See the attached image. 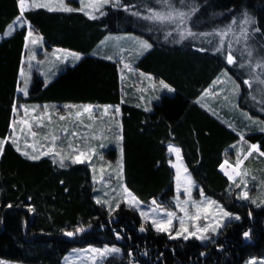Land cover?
Returning a JSON list of instances; mask_svg holds the SVG:
<instances>
[{
	"label": "trees",
	"instance_id": "obj_1",
	"mask_svg": "<svg viewBox=\"0 0 264 264\" xmlns=\"http://www.w3.org/2000/svg\"><path fill=\"white\" fill-rule=\"evenodd\" d=\"M156 4L155 0H119L106 3L95 15L72 7L70 12L59 8L25 11V22L40 33L45 45L76 51L79 59L68 61L46 80L32 74L27 94L21 98L117 104L119 122L113 127L118 143L110 142L103 153L113 159L119 152L126 187L142 200L171 203L173 170L166 146L170 141L180 149L201 190L240 219H227L215 237L205 242L193 237L170 239L143 224L136 210L122 202L112 212L103 202L97 203L85 161L61 167L49 155L30 160L9 141L0 155L1 258L18 264H62V255L72 246L115 244L120 252L104 256L99 264H241L264 251V160L257 156L247 165L244 181L250 199L238 198L244 185L237 188L236 177L234 183L218 168L225 152L229 153L226 145L238 138V132L264 152V102L257 101V107L253 99L248 102L241 81L244 67L228 64L222 51L190 38L174 39L165 23L133 15ZM178 5L188 9V24L196 29L221 25L239 11L250 13L253 23L247 41L264 64V0H180ZM17 14L16 0H0V33ZM25 30L24 23L10 35L0 36V139L7 134L12 117ZM107 32L135 33L147 39L150 47L138 54L127 53L123 59L132 69L122 71L121 59L97 46ZM222 69L238 82L240 108L213 110L197 100ZM133 71L163 80L172 91L157 90V99L145 108L138 97L151 90L131 88ZM243 112L253 115L251 121H242ZM78 228L84 231L77 232Z\"/></svg>",
	"mask_w": 264,
	"mask_h": 264
},
{
	"label": "rangeland",
	"instance_id": "obj_2",
	"mask_svg": "<svg viewBox=\"0 0 264 264\" xmlns=\"http://www.w3.org/2000/svg\"><path fill=\"white\" fill-rule=\"evenodd\" d=\"M60 1L61 0H59V2ZM155 1H157V4L154 7H146L145 10L135 12L139 13V15H141L142 17H146L152 12L167 13L169 11L177 10L187 13L186 11H188L187 8L180 6L181 4L178 5L180 0ZM108 3L114 4L118 2L117 0H109ZM63 4L68 8L72 7L81 9L83 7V11L85 13H87L88 15H95L102 11V8L106 3H102V0H63ZM59 5H57L56 7H59ZM187 14L189 15V13ZM187 17L183 22L176 20L175 22L163 23L170 27L169 29H171L174 33V39H181L180 32L185 31L186 29L190 30L196 35L186 38H190L192 42L200 44L203 47H212V49L222 51L225 60L227 52L231 48L234 55L236 56L235 65L238 64L237 66L244 67L245 69L244 74L241 76V81L245 86V94L247 96L246 98L249 100L248 102L250 103V99H253V102L255 103L254 107H257V101L263 100L262 102H264V64L262 60L258 56H256V54L254 55L252 48L249 45V42L247 41L249 38V34L246 40L242 37V28L246 29L248 33L251 29V24H243V21L246 18L251 20L250 13L246 12L245 10L239 11L221 25L202 29H196L193 26H190L188 24ZM234 20L236 21L235 24H233ZM169 29H165L164 32H168ZM229 29L231 30L229 31ZM225 32H227V35H222ZM145 43L149 45V41L147 39L135 33L107 32L100 39L97 46L102 50H105L110 56L120 58L121 61L119 62L121 64V68H123L122 71L127 72V70H130L128 68H130L131 65H129V63L125 59H123L124 56L127 53L138 54L144 51L146 48H144L142 45ZM245 49L250 50L252 52V55L247 56ZM125 65H127V67H125ZM244 81H249L250 86L249 84H245ZM238 93V82L229 71H227L226 69H222L210 82L209 86L203 89V91L197 97V100L201 102V104H206L208 106L210 105L211 107L215 108H240V106L237 105L236 102ZM214 103L216 105H212ZM112 105L114 104L98 103V123L96 127L92 124L93 127L96 128V130L94 131L96 134L97 142L93 145L86 144L82 146L86 150L91 149V152L93 153L82 150L81 153H84V156H80L79 152L76 154L75 151H66L67 154H65L60 150L58 144L55 142V151L59 152L60 155L57 156L55 155V153H52L49 156L55 163L58 164H60L59 161L61 157H64V164L77 158L85 161L90 168L91 181L93 183V193L95 197L102 202H109L113 207L117 202H122L125 205L129 206V203L125 202L126 194L123 192V187L126 186L124 185L121 177L120 154L118 151H116L115 157L113 159H109V157L103 153V150L108 148L110 142H115L116 144L118 143V132L113 127L114 125H116V123H118V121L116 120L114 115H112L115 110L114 108L109 107ZM105 108H109V110L105 112ZM27 116L28 110L24 109L22 119ZM24 121L26 120L20 122L21 126L19 127L16 126V122L14 121L16 129L14 133L15 135L17 133H19V135H25L28 132V125L27 123H24ZM16 140V145L21 149L20 151L28 152V145L25 144L27 140L25 136H23V138L21 139ZM49 141H51V139H49ZM87 141L88 139L84 140L83 143ZM51 144L52 141L50 143L48 142L29 147L35 149L36 151L38 150V154H41L42 152L48 151L49 147H51ZM166 146L167 152L169 154L168 161L173 170V193L171 196V203L169 205H164L157 202L154 198L142 200L138 198L128 187H126L140 202L138 206L132 208L136 210L142 223L147 224L156 230L155 226H153V224L151 223L152 219H167L166 213H175L170 229L172 234L175 235V232L180 228L181 219L184 220L185 225L189 227L190 230H193L192 225L194 224H212V226H215L216 224L223 225L228 218L222 216L220 208H223L224 211L229 212L233 217L236 216L235 213L227 210L219 201H217L210 195L203 192V196H201V188L199 187V185L192 178L188 170L186 172L184 171L186 166L182 160L181 154L179 153V156H177L176 153L169 151V146H173L176 148L177 146L171 142H168ZM250 146V144L246 142L244 143V140L242 141L241 139H239L236 145L237 151L235 153H231V155L233 154L232 156L234 158H238V153L241 154V150H244L243 155H246L249 152ZM95 148H98V151H96ZM229 153L225 155H228ZM253 153L254 152H252V154ZM224 162H222L221 164H224ZM173 165H175V167ZM230 165L233 166L228 162V164L225 165L224 169H221V171L227 177H229V175H233V173L231 172L233 170ZM178 171L180 176L179 181L177 180ZM238 171H244L243 165ZM189 178L191 180V184L188 183ZM246 178L247 176L236 177L238 183H241L242 180H246ZM242 184L243 183H241V185ZM185 188H189L190 195L189 193L185 192ZM253 191H255V188H253ZM153 201H155L156 203L153 204ZM208 201H214L215 203L210 204L208 203ZM109 203L103 204L109 209ZM181 208L186 209L188 216H185V212L181 211ZM142 213L147 214V217L142 216ZM197 215H199L200 217V219L198 220L188 218L189 216L196 217ZM213 221H215V223H213ZM165 234L169 237L167 233ZM216 234L217 233L214 234L211 232L207 233V235L210 236V239L214 238ZM205 241L207 240L201 242ZM112 247L119 248L115 244H85L81 246H72L64 253L63 264H99L104 256L102 257L98 252H94L92 250H103L104 248ZM252 261H255V264H264V251L258 256L246 257L241 262V264H250V262ZM0 264H18V262L15 260H7L0 257Z\"/></svg>",
	"mask_w": 264,
	"mask_h": 264
},
{
	"label": "crops",
	"instance_id": "obj_3",
	"mask_svg": "<svg viewBox=\"0 0 264 264\" xmlns=\"http://www.w3.org/2000/svg\"><path fill=\"white\" fill-rule=\"evenodd\" d=\"M29 2H31V0H29ZM37 2L49 4L52 8H59L56 6L59 5L61 1L59 2V0H37ZM16 5L18 9V14L13 17L12 20L5 26L4 31L3 33H0V36L9 32V25H12L14 20L19 15L18 0H16ZM25 24L26 30L23 40V51L17 66L16 73V96L12 104V117L10 119L9 130L7 134L4 136L3 139H0V141H3L7 137L11 142V139H21L23 138V136H25V138L27 139L25 144L28 145V152L31 155H40L38 154V150L36 151L35 149L30 148L29 146L40 145L48 142L50 143L51 141H49V139H51L52 136H58L59 139L56 141V143L58 144L60 150L65 154H67L66 151H75V153L77 154L78 152L81 153L82 150L93 153L91 152V149L86 150L82 146L86 144L93 145L97 142L96 134L94 131L96 130V128H94L93 125L96 127L98 123V103L95 104V102L67 101H27L22 99L26 96L25 91L27 93L29 84L31 82L32 74H37L46 80L56 71H58L63 65H65L68 61L75 59L78 54L76 51L67 49L65 47L45 45L40 33L34 28H32L27 21L25 22ZM29 31L32 33L31 36L28 35ZM33 40L35 41V43L32 42ZM131 69L132 68L130 67V70ZM161 81L163 80L158 79L149 73L140 71L135 72L131 77L132 89L140 87V90L142 92L143 89L148 87L151 90L146 95L140 93L138 97V99L141 103H143V106H145V108H151L152 102L157 99V90H161L162 88ZM21 89H24V91H21ZM203 105L208 107V105L206 104ZM86 106H91L92 111L85 112L84 108ZM116 107H118L117 104L110 106V108L114 109H116ZM24 109L28 110V116L22 119ZM211 109L214 110L216 108ZM222 113L224 114V112ZM226 114L227 116H229L227 110ZM112 115H114L116 120L119 122L120 113H116V111L114 110ZM61 116L64 117L63 120L60 119ZM240 117L242 121L246 123L248 122V120L252 119L253 116L243 112L242 114H240ZM23 120L27 121L28 132L25 135H19V133L15 135L12 131V125L15 124L14 121L16 122V126L19 127L21 126L20 122H22ZM116 124L118 125V123ZM33 131L37 133L35 136L32 135ZM45 137H48V139H45ZM240 137L241 133L238 132V138L235 140L236 142L233 141L226 145V149L230 153L229 155H225L227 153L224 154L221 162L218 165V168L220 170V165L224 161L229 162L233 166L235 165L238 158H234L232 156L233 154L231 155V153H235L237 151L236 145ZM86 139H88V141L83 143ZM243 140L244 143L246 142L250 145H256L253 142L247 141L244 137ZM168 142L170 141H167L166 145ZM13 145L17 147L16 144ZM69 145H71V147H69ZM96 149L97 148H95V150ZM243 152L244 150H241L240 158L243 157ZM253 152V154L251 153V155H249L248 158L243 161L242 165L246 173L248 172V163L253 159L255 160V157L259 156L261 159L264 160V156H261L259 154V152L261 151ZM231 172L233 173V171ZM63 257L64 254L62 255V264Z\"/></svg>",
	"mask_w": 264,
	"mask_h": 264
},
{
	"label": "snow or ice",
	"instance_id": "obj_4",
	"mask_svg": "<svg viewBox=\"0 0 264 264\" xmlns=\"http://www.w3.org/2000/svg\"><path fill=\"white\" fill-rule=\"evenodd\" d=\"M108 2H109V0H102V3H108ZM117 2H118V0H117ZM18 8H19V15L14 20L13 24L9 25V32L5 33L4 35H10L11 32L14 31L17 26H23V24L25 23L24 13L27 10H30L32 8H48L49 11L54 10L49 4L38 3L37 0H31V2H29V0H18ZM58 10L70 12V11H73L74 9L65 7L64 4H63V0H61V3H60V6H59ZM80 10L83 11L84 10L83 7ZM126 10H128V9H126ZM133 15H139V13H133ZM187 15H188L187 13L180 12V11H177V10H173V11H169L167 13L152 12L150 15H148V16H146L144 18L148 19V20H152V21H158V22H161V23H163V22H175L176 20H179L180 22H183L184 19L187 17ZM91 18L95 19L96 17L93 16ZM235 23H236V21L234 20L233 24H235ZM251 23H253V21H251L250 19H247V18L243 21V24H245V25L246 24H251ZM230 30L231 29H229V31ZM256 31H259V29H256ZM28 35L31 36L32 33L29 31ZM195 35H196L195 33H192L190 30H187V29L185 31L180 32L181 39H184V38L189 37V36H195ZM222 35H227V32L223 33ZM247 36H248L247 30L242 28V37L246 40ZM32 42L35 43L34 40ZM142 46L144 48L150 47V45H148L146 43L143 44ZM201 50H203V49H201ZM245 52H246L247 56H251L252 55V52L250 50H248V49H245ZM73 55H75V54H73ZM76 58L79 59L78 56H76ZM226 61H227L228 64L236 63V56L234 55V53L231 50V48L227 52ZM125 67H127V65H125ZM244 83L245 84H249V86H250V82L249 81H244ZM161 86H162V88L168 89V91H172V89L169 87V85L165 84L163 81H161ZM21 91H24V89H21ZM26 94L27 93L25 91V95ZM108 110H109V108H105L104 111L107 112ZM84 111L85 112H91L92 111L91 106H86L84 108ZM115 111H116V113H119V107H116ZM60 119L63 120L64 117L61 116ZM24 123H27V121H24ZM262 130H264V129H262ZM12 131H13V133H15V131H16L15 124L12 125ZM36 134L37 133L35 131L32 132L33 136H35ZM45 139H48V137H45ZM58 139H59L58 136H52V138H51V141H52L51 147H49L48 151L42 152L40 155H31L27 151H23V152H21V154L23 156H25L26 158L30 159V160H38V159L41 158L42 155L46 156V155H50L52 153H55V155L59 156L60 153L55 151V149H56V143L55 142ZM240 139L243 141V134H241ZM8 142H9V138H7V137L3 141H0V155H2V153H3V145L7 144ZM11 143L16 144L17 140L16 139H11ZM69 147H71V145H69ZM17 151H20V148L18 146H17ZM169 151L170 152H174V153L177 154V156H179V152H180L179 148H176V147H173V146H169ZM253 151L259 152V148H258L257 145H251L250 148H249V152L246 155H243L242 158H240V154L238 153V159H237L235 165L234 166L230 165V167H232V170H233V175H229V179L233 180L234 183H235V179H234L235 176L243 177V176L247 175V173L245 171H238V170L241 169L243 161L246 160L248 158V156L251 155V153ZM259 154L261 156H264V152H259ZM84 155H85L84 153H80V156H84ZM72 162L73 163H79V162H82V161L79 158H77V159H73ZM59 163H60L61 167L64 166V157H61ZM227 164H228L227 161H225L224 164H221V166H220L221 169H223L225 167V165H227ZM120 166H121V172H122V162H121ZM173 166L175 167V165H173ZM184 171L186 172L187 169L185 168ZM179 179H180V176H179V171H178L177 180L179 181ZM188 183L191 184L190 178L188 180ZM241 183H243L244 188L241 191V193L239 194L238 198H240V199H250V197L248 196V192L246 190L247 189L246 181L242 180ZM241 183H235V186L237 188H240L241 187ZM123 192L126 194L125 202L129 203L130 207L138 206V204L140 202L137 200V198L126 187H123ZM185 192L189 193V195H190L189 188H185ZM200 194H201V196H203V190H201ZM96 202L97 203H102V201L99 200V199ZM252 202L255 203V200H253ZM103 203H109V202L104 201ZM152 203L155 204L156 202L153 201ZM208 203L214 204L215 202L214 201H208ZM118 208H119V202H117L115 204V207H113L109 203V211L110 212L115 211ZM181 211H184L185 212V216H188V213H187L186 209L181 208ZM220 212L222 213V216L225 217V218L236 219V220L240 219L239 216H234L233 217L229 212L224 211L223 208H220ZM174 215H175V213L168 212V213H166L167 219H159V220L158 219H152L151 223L153 224V226H155V228H156V230L158 232L167 233L169 235L170 239H175L177 237H181L182 236L183 239H185V240L189 239V237H193V238L201 240V241L210 239V236L207 235V233L211 232V233L215 234V233H217L218 228L222 226L220 224H216L215 226H212V224H204V225L194 224V225H192V229L193 230H190L189 227H187L185 225L184 220L181 219L180 228L175 232V235H173L170 229H171L172 219H173ZM142 216L147 217V214L142 213ZM188 218L189 219H197V220L200 219L199 215H197L196 217H190L189 216ZM213 223H215V221H213ZM76 231L77 232H82V231H84V229L83 228H78ZM140 231H145L144 227H141ZM65 235L71 237V236L74 235V233L73 232H66ZM116 235H117V238L119 239L120 238L119 233H116ZM243 235H244L245 238H247L249 236V233L245 232V233H243ZM92 251L98 252L103 257V256H106V255H108L110 253H119L120 249L116 248V247H112V248H104L103 250L93 249ZM129 255H131V253H129ZM250 264H255V261L250 262Z\"/></svg>",
	"mask_w": 264,
	"mask_h": 264
}]
</instances>
